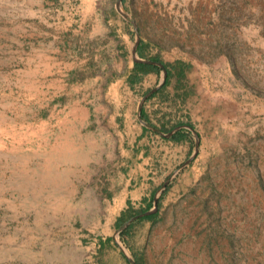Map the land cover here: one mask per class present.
<instances>
[{"label":"rangeland","instance_id":"1","mask_svg":"<svg viewBox=\"0 0 264 264\" xmlns=\"http://www.w3.org/2000/svg\"><path fill=\"white\" fill-rule=\"evenodd\" d=\"M71 1L0 0V264H48L39 229L47 209L16 167V131L35 110L21 100L25 54L36 42L22 28L32 6L69 12ZM116 1L106 6L130 41L136 29L148 55L201 71L192 109L183 112L199 134L190 135L155 220L132 222L113 251L127 264H264V0H124L119 8L134 26Z\"/></svg>","mask_w":264,"mask_h":264},{"label":"crops","instance_id":"2","mask_svg":"<svg viewBox=\"0 0 264 264\" xmlns=\"http://www.w3.org/2000/svg\"><path fill=\"white\" fill-rule=\"evenodd\" d=\"M108 2L73 0L69 12L58 4L54 13L45 2L23 23L25 38L36 42L25 54L31 64L21 70V100L35 110L16 131V167L47 209L39 229L47 232L48 264H127L113 251L125 223L117 218L151 210L155 200L158 209L190 147L170 137L199 134L183 114L192 109L199 65L163 60L190 66L183 78L172 70L164 88V67L137 72L136 64L158 55L139 41L133 53Z\"/></svg>","mask_w":264,"mask_h":264},{"label":"trees","instance_id":"3","mask_svg":"<svg viewBox=\"0 0 264 264\" xmlns=\"http://www.w3.org/2000/svg\"><path fill=\"white\" fill-rule=\"evenodd\" d=\"M122 1H124V0H122ZM142 47H143V45H142ZM151 61L156 62V63H161L163 65L164 69L166 70V77H165V81L163 83L162 88L167 86L168 79L170 78V76L173 75L172 70L177 75V77L183 78L185 71H187L190 68L189 65H186V64H184L183 62H180V61H177L174 64L163 62L161 59H159V57H153L151 59ZM135 69H136L137 72H141V73L154 72V73L158 74L159 71H160L158 66H156L154 64H136L135 65ZM155 94H156V92L153 95H151V97L154 96ZM170 139L174 140V141H180V140L189 139V134H185V133H183L182 130H179L175 134H173L170 137ZM166 190L162 193L161 198L166 193ZM158 205H159V201H158ZM146 210H148V209H146ZM135 215H137V213H133L132 215H129L128 217H127V215H121L119 218H117L116 224L118 226H121L127 219H129V218H131V217H133ZM156 215H157V213H154V214L142 217L139 220L154 221L155 218H156ZM131 224L128 225L126 228H124L123 230H121L119 232V237H120L121 240H124L126 238V236L128 234V231H129V229L131 227Z\"/></svg>","mask_w":264,"mask_h":264},{"label":"water","instance_id":"4","mask_svg":"<svg viewBox=\"0 0 264 264\" xmlns=\"http://www.w3.org/2000/svg\"><path fill=\"white\" fill-rule=\"evenodd\" d=\"M121 3H122V0H117L116 1V3H115V10L117 11V13L123 18V19H125L126 21H128V22H130L133 26H134V23H133V21L127 16V15H125L121 10H120V8H119V6L121 5ZM135 28V27H134ZM138 43V36H137V33H136V29H135V39H134V45H133V53H134V47H135V45ZM137 61H139V60H137ZM141 62H143V63H146V64H154V65H157L158 67H161L162 69H163V65L161 64V63H156V62H153V61H149V60H143V61H141ZM162 73H163V79H162V82H161V84H160V86L161 85H163V83H164V81H165V77H166V71H165V69H163L162 70ZM152 92H150L149 94H147V95H145L143 98H142V100H141V104H142V102L151 94ZM149 128H151V129H153L151 126H149V125H147ZM187 129H189V130H192V128L191 127H189V126H185ZM154 130V129H153ZM197 149H198V136L197 135H195V146H194V155L196 154V152H197ZM156 202H157V200H155V205H154V207L151 209V210H148V211H146V212H144V213H140V214H137V215H135V216H133V217H131L128 221H126L121 227H120V230H122V229H124L126 226H128V225H130L132 222H134L135 220H137V219H140V218H142V217H145V216H148V215H151V214H153V213H155L156 211H157V205H156ZM127 260H128V262L130 263V264H136L134 261H132V260H130L129 258H127Z\"/></svg>","mask_w":264,"mask_h":264}]
</instances>
